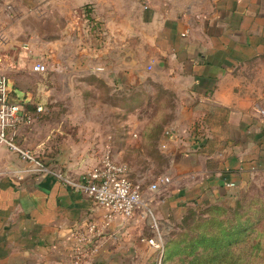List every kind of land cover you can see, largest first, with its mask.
Segmentation results:
<instances>
[{"label":"crops","instance_id":"0c3cea01","mask_svg":"<svg viewBox=\"0 0 264 264\" xmlns=\"http://www.w3.org/2000/svg\"><path fill=\"white\" fill-rule=\"evenodd\" d=\"M35 57L48 66L39 87L23 80ZM0 73L23 107L19 144L76 154L41 156L49 172L38 173L0 143V264H73L70 231L102 226L107 209L72 183L99 163L92 153L121 148L96 129L97 107L135 91L139 103L147 79L175 96L173 133L157 145L171 181L142 189L150 211L115 217L84 264H152L148 239L165 245L192 211L241 202L264 217V0H0ZM214 106L225 113L197 142Z\"/></svg>","mask_w":264,"mask_h":264},{"label":"rangeland","instance_id":"374dc122","mask_svg":"<svg viewBox=\"0 0 264 264\" xmlns=\"http://www.w3.org/2000/svg\"><path fill=\"white\" fill-rule=\"evenodd\" d=\"M40 28V25H35V29L40 30ZM34 59L38 60L40 57H35ZM42 75L43 74L35 72L32 76H28L23 80L28 82L32 81L39 87L43 81ZM145 84L147 86L144 90L145 99H143V97L138 103L140 97L143 95L139 94V98L137 99L136 91L130 92L128 99L126 96L123 98L121 96L113 97L112 99L109 98L108 101H110V104H103L97 107V114L99 117L103 116V119H98V121L95 122L98 132L101 131L103 134L110 135L107 139L119 144L121 148L115 153L111 152L113 159L129 165L132 182L134 184H139L142 189H146L152 182L159 176L164 175L167 171L168 158L158 149L157 145L159 138L163 134H166V130L169 128L170 121L173 117L175 99V96L169 91L153 86L151 79H147ZM152 86L154 87L153 90L150 89ZM35 91L40 103L41 90L38 88ZM126 100H129L128 104H126ZM121 102H124V104ZM38 106L39 105L35 104L34 112H37L39 115L41 111L37 110ZM73 107L76 108L77 106ZM122 112L124 114V119L122 117ZM108 115H117V120L106 119L105 116ZM75 126H77V124ZM133 129L136 131V134H134L135 132L132 133ZM127 132H130L129 135ZM52 149H55V147L52 146ZM104 154L105 152L92 153L91 155H96V158H99L101 156L103 157ZM40 155L47 159H55L57 156L63 159H69L73 158L76 154L73 152L58 154L52 150L50 152L40 153ZM41 156H38L39 159H43ZM51 162H54V160ZM183 224L182 222L177 225V229L173 233L174 235L178 236L182 233L181 226ZM167 240H165V243ZM253 242V240H250L247 243L249 246L245 250L247 253L245 260L248 261V263L245 261L246 263L244 264H264V249L252 248ZM165 255L166 248L163 246L162 250L156 252L152 264H183L181 261L182 255L177 254L170 260L164 262Z\"/></svg>","mask_w":264,"mask_h":264},{"label":"built area","instance_id":"2783aa9c","mask_svg":"<svg viewBox=\"0 0 264 264\" xmlns=\"http://www.w3.org/2000/svg\"><path fill=\"white\" fill-rule=\"evenodd\" d=\"M32 70L44 73L48 71V66L45 62L36 60L32 65ZM37 110L43 111V108L38 106ZM22 111V104L9 100L7 78L0 73V143L33 164L29 168L30 171L49 172L48 167L30 149L22 147L16 139ZM171 133L173 130L168 128L166 134ZM130 173L129 165L113 159L111 151L107 150L97 165L84 172L80 182L72 183L74 187L82 190L107 209L102 226L95 222H86L70 231L69 237L72 240L74 251L73 264H84L94 254L95 243L103 235V229L109 226L115 217L130 218L140 209L150 211L149 200L145 199L141 186L132 182ZM170 181L167 175H161L150 184L149 189L154 194L162 186H167ZM148 242L157 251L163 249L164 245L155 237L149 238Z\"/></svg>","mask_w":264,"mask_h":264},{"label":"trees","instance_id":"16d2710c","mask_svg":"<svg viewBox=\"0 0 264 264\" xmlns=\"http://www.w3.org/2000/svg\"><path fill=\"white\" fill-rule=\"evenodd\" d=\"M209 111L213 118L208 117L194 124L197 142L202 139L204 124H216L217 118L225 113L224 108L216 106L209 107ZM200 147H203L202 144ZM251 211V205L239 202L234 209L212 208L208 216H202V212H190L179 222L184 223L181 226L182 233L176 236L174 231L166 241L163 261L180 254L183 264L248 263L245 250L250 240L254 241L252 248L264 249V217L257 219L259 212L256 210L253 218Z\"/></svg>","mask_w":264,"mask_h":264}]
</instances>
